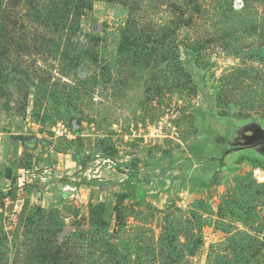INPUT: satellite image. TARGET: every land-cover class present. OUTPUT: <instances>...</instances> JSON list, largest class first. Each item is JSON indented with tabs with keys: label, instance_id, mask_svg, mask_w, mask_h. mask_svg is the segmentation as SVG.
<instances>
[{
	"label": "rangeland",
	"instance_id": "rangeland-1",
	"mask_svg": "<svg viewBox=\"0 0 264 264\" xmlns=\"http://www.w3.org/2000/svg\"><path fill=\"white\" fill-rule=\"evenodd\" d=\"M250 120L264 0H0V264H264Z\"/></svg>",
	"mask_w": 264,
	"mask_h": 264
},
{
	"label": "water",
	"instance_id": "water-1",
	"mask_svg": "<svg viewBox=\"0 0 264 264\" xmlns=\"http://www.w3.org/2000/svg\"><path fill=\"white\" fill-rule=\"evenodd\" d=\"M205 144L211 145L216 154L209 158L210 161L216 162V167L208 177L203 178L205 184L212 185L225 179L226 172L230 169L225 161L228 154L248 149L264 158V127L256 120L242 124L228 123L222 128L211 123L208 126ZM70 230L71 226L66 225L63 233Z\"/></svg>",
	"mask_w": 264,
	"mask_h": 264
},
{
	"label": "flooded vegetation",
	"instance_id": "flooded-vegetation-1",
	"mask_svg": "<svg viewBox=\"0 0 264 264\" xmlns=\"http://www.w3.org/2000/svg\"><path fill=\"white\" fill-rule=\"evenodd\" d=\"M209 161H210V160H209ZM210 162H212V163H211L212 165H213L214 163H215V165H217L216 162H213V161H210ZM215 167H216V166H215Z\"/></svg>",
	"mask_w": 264,
	"mask_h": 264
}]
</instances>
